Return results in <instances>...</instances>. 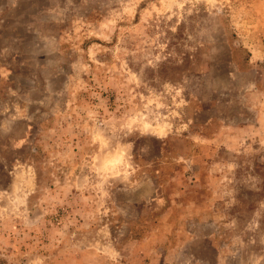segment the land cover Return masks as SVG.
Wrapping results in <instances>:
<instances>
[{
	"label": "rangeland",
	"instance_id": "1",
	"mask_svg": "<svg viewBox=\"0 0 264 264\" xmlns=\"http://www.w3.org/2000/svg\"><path fill=\"white\" fill-rule=\"evenodd\" d=\"M0 264H264V0H0Z\"/></svg>",
	"mask_w": 264,
	"mask_h": 264
}]
</instances>
